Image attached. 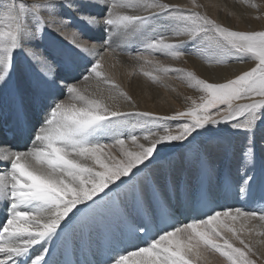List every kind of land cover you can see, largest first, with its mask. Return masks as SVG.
<instances>
[{
    "label": "snow or ice",
    "instance_id": "obj_1",
    "mask_svg": "<svg viewBox=\"0 0 264 264\" xmlns=\"http://www.w3.org/2000/svg\"><path fill=\"white\" fill-rule=\"evenodd\" d=\"M90 2L106 9L102 17L86 14L77 0H43L33 6L31 14L21 4L22 22L15 11V0L5 12L4 18L15 23V31L0 32V113L5 108L11 110L17 123H28L31 131L30 146L14 150L0 173L4 213L0 219V264H81L79 260L57 258V245L61 243L64 249L70 246L73 255L83 249L91 251L94 231L97 237L100 235L97 222L103 220H107L105 227L113 237V229H127V245L110 246L103 262L85 260L83 264H200L209 253H218L226 264H257L255 245L264 246V208H213L173 224L166 218L180 209L167 202L158 214L153 212L150 222L131 221L122 209L129 199L137 209L142 206L145 186L136 180L138 174L149 169L162 152L190 146L195 140L193 133H211L212 126L232 121H237L232 124L234 129L252 132L258 123H264V31L232 30L206 15L185 11L164 0ZM62 8L76 13L79 21L90 28L102 25L109 51L118 33H143L154 31V25L160 27L158 37H148L135 51L137 61L150 63L148 57L157 53L179 58L188 54L186 44L197 48L212 33L232 52L250 54L255 63L223 83L206 82L187 73L194 81L189 87L206 94L194 109L164 116L146 111L124 113L111 108L103 96H90L79 87L93 76L99 78L98 83L108 84L109 80L102 77L100 60H87L82 66L76 63L75 57L83 60L88 45L95 41L74 27L69 17L60 15ZM49 27L71 34L70 51L54 55L39 44L27 43L42 40ZM17 54L30 68L22 82L14 81ZM160 71L179 69L165 67ZM73 73L79 75L74 77ZM110 89L131 101L115 83ZM109 99H114L111 92ZM237 100L244 103L234 106ZM29 107L40 109L35 113L36 124L28 118ZM126 115L144 118L135 125L146 129L142 136L129 133L125 137L112 127ZM241 116L244 122L238 121ZM174 120L179 121L174 133L168 126H163L162 134L154 130L162 126L160 122ZM104 136L111 142L102 140ZM117 147L118 154L113 151ZM200 167L206 171L203 160ZM225 194L245 202L258 194L264 201V178L258 181L256 175L245 173ZM199 196L207 199L209 192L201 190ZM150 225L155 230L151 236ZM253 232L262 239L244 238L245 233Z\"/></svg>",
    "mask_w": 264,
    "mask_h": 264
},
{
    "label": "bare ground",
    "instance_id": "obj_2",
    "mask_svg": "<svg viewBox=\"0 0 264 264\" xmlns=\"http://www.w3.org/2000/svg\"><path fill=\"white\" fill-rule=\"evenodd\" d=\"M173 5L179 7L180 9L189 7L190 4L186 0H167ZM77 2L82 6V9L86 14L90 16L102 17L103 10L99 4H93L90 0H77ZM121 2V1H120ZM129 2V1H128ZM43 3V0H15V11L21 17V22L23 20V13L21 12V4L25 5L24 11L31 14L35 9L34 5ZM13 4V0H7L6 2H0V32L8 33L9 31H15V23L11 20L5 19V12L8 7ZM60 15L69 17L72 20L74 27H79L81 32L86 35V38H91L95 41V44H89V51L84 53V59L81 60L79 57H75L76 63L80 66L86 63L87 60L95 59L101 61V74L102 77H106V73H110L119 83H115L113 80H109L108 84L100 81L96 77H92L89 81H82L79 87L86 91L90 96H103L106 103L115 110L122 111L124 113H135V112H150L156 115H167L166 108L169 104V98L165 97V92L172 88V86H177L176 81H172L168 77V73L160 71L162 67H159L155 61H159V65H163V68L167 67L172 60L179 61L182 64L179 71H176V75H187V68H192L193 71L198 68L197 57L192 56V52L185 50L188 54L181 56L179 58H174L169 54L167 55L155 54L152 57H148L153 63H145L144 61H137L134 59V53L131 48L133 44L137 43L139 39L138 34L143 36L141 40H146L148 37H158L162 30L160 27L154 25L155 30H146L143 33L140 32H128L117 34L114 38V42L111 45V51L105 47V29L102 25L95 28H90L87 25H83L76 13L70 12L67 9H61ZM157 29L159 32H157ZM30 45L39 44L45 50L52 47L58 48L60 52L70 51L68 46L72 45L73 39L71 34H65L58 31L56 28L49 27L40 41H28ZM128 47H127V46ZM186 46H190L187 45ZM136 48V47H135ZM138 48V47H137ZM52 51V50H51ZM50 51V52H51ZM0 52H3V47H0ZM131 52V55H130ZM199 52V51H198ZM99 53V54H97ZM195 56H197L195 54ZM199 56V55H198ZM16 61V73L14 75V81H23L25 76L30 73L29 63L26 62L25 58L21 54H17L15 57ZM228 64V63H227ZM229 67H236L238 70L244 69V66L237 64H230ZM223 70V69H222ZM147 73V75H145ZM156 75L154 85L152 87L154 94L152 96L163 102L162 107L158 104L153 106L148 105L144 101V97L133 96L134 82L143 87L138 82L147 84L145 78L152 79V75ZM74 77L78 76L79 73H73ZM135 76V77H134ZM213 83H223L220 80H210ZM111 83H115L120 91L125 92L131 101L125 100L123 97L119 96V93L115 91L116 95L114 99H109V94L107 89ZM67 96V94H65ZM244 103V101H234L233 105ZM31 104V101H29ZM180 105V104H179ZM181 106V105H180ZM177 108V107H176ZM40 111L39 108L33 110L29 107L28 118L31 124H36L38 118L36 112ZM42 114V113H41ZM144 118L135 115H126L119 118V120L112 125L113 128L118 129V134L125 137L131 134L143 135L146 129L141 128L137 125L138 121H142ZM161 127L157 130L159 133L164 132L163 126L171 127L178 124L179 121H162ZM264 123H259L255 127V131H258L259 126ZM175 127H173V133L175 132ZM31 128L28 123L21 121L18 124L13 112L5 108L2 113H0V173L5 170V166L9 164L8 157H11L12 152L16 149H24L26 144H28V137L30 135ZM7 134H12V139L7 138ZM203 134V135H202ZM202 134L195 136V140L190 146L184 148L171 149L169 152H162L156 161L150 165L149 169L138 174L136 180H139L142 185L145 186V198H144V215L142 214L140 208L137 209L131 202V200L124 201L123 211L127 214L131 221H139L145 218V222H150L153 212L159 213L160 209L167 202H172L173 204L180 205L181 209L189 210L188 208L192 206H197L203 214L211 211L213 208H227L229 206L242 207L246 210H252L245 206L244 201H240L236 197L225 194L226 189H230L234 186L240 178L245 174H254L259 181L264 178V145H257L253 142H239L240 146L246 150L254 144L255 148L253 152L244 153L239 147L232 144L225 146L226 139L231 136V131H220L215 132L212 130L211 133L202 132ZM198 142H195L196 139ZM258 141V138H256ZM102 140L111 142L108 136L102 137ZM129 144L131 141L129 140ZM248 145V146H247ZM30 146V144H28ZM127 148V145H125ZM182 153L179 154V151ZM114 153L119 152V147L113 150ZM261 154L259 156L257 154ZM196 155L200 158L197 161ZM203 160L206 164V171H202L200 167V161ZM263 169V170H262ZM148 174V176H145ZM157 177V178H156ZM154 178L155 181H154ZM154 184V185H153ZM166 186H171L170 189ZM201 190H206L209 192L207 199L201 200L199 193ZM122 191H124L122 189ZM157 193L160 198L155 197ZM115 195V194H114ZM123 199V198H122ZM161 199V200H159ZM247 204V203H246ZM249 205V204H248ZM171 207H176L172 205ZM196 207V208H197ZM263 208V207H262ZM194 210V209H193ZM191 210V218L195 216V213ZM145 213L147 215H145ZM2 205H0V219L3 218ZM105 218L107 219V213L105 212ZM169 224H172L168 217L166 218ZM107 220L98 221L96 225V231L100 233L99 237L96 236L94 231L95 243L92 245V250L83 249L77 251L73 255L72 249L69 246L67 249L62 247L61 243H58L57 258L67 259V260H79L81 264L85 260H96L98 262H103L106 258L107 252L112 245H127L128 242V232L126 228H121L120 230L113 229V234H111L105 227ZM239 222H236L237 226ZM240 225V224H239ZM258 228L259 225L257 224ZM155 230L149 227V235H154ZM253 233L250 235L245 233L244 238L246 240L251 239ZM259 236L257 235V239ZM139 243V241H137ZM238 245V242H235ZM99 246V250L97 248ZM256 248L258 249V256L261 264L264 263V246L256 243ZM212 257V258H210ZM224 261V260H223ZM222 261V257L216 253H209L206 257L202 258L200 264H226ZM259 263V264H260Z\"/></svg>",
    "mask_w": 264,
    "mask_h": 264
},
{
    "label": "rangeland",
    "instance_id": "obj_3",
    "mask_svg": "<svg viewBox=\"0 0 264 264\" xmlns=\"http://www.w3.org/2000/svg\"><path fill=\"white\" fill-rule=\"evenodd\" d=\"M6 1L7 0H0V2L2 3ZM186 1H188L190 6L189 7L187 6L186 8H184L185 11L194 12V13L198 12L202 15H206L207 17L215 20L217 23L221 24L222 26H226L232 30L264 31V0H186ZM116 2L118 4L119 3H131V2H136V0H116ZM164 2L172 4L168 2L167 0H164ZM101 7L104 8L102 5ZM105 10L106 9L103 10V14ZM159 30H162V29L160 28ZM159 30L157 29V32H159ZM118 34L121 35L122 33H118ZM138 37L143 38V36H140L139 34H138ZM141 38H137L139 39L138 44L137 43L133 44L134 46L131 48L134 54H135V51L141 49V44L144 41V40H141ZM185 50L192 52V56L194 57V59L195 57H197V59L195 60L197 61V63H199L198 65L199 66L201 65L200 66L201 69L196 68L193 71V69L190 67L186 69L187 72L193 73L194 76H196L199 79H204L206 82H209L210 80H220L222 82H226L227 80L233 79L235 76L241 74L243 71L249 70L252 66H254V63H255L254 60L251 58L250 54L232 52L230 49L226 48L222 44V42H219L218 38H216L215 35L212 33L208 35V37L201 43L199 47L192 48L191 46L185 45ZM48 52L54 55L60 53L59 49L54 48V47L50 48ZM195 54L197 56H195ZM167 56L169 58V55ZM230 64L232 65L237 64L241 66L245 65V68L238 70V68L236 67H229ZM154 65H157L163 68V65H159V64H154ZM181 67H182V64L176 60H172L168 65V68H172V69H177ZM106 77L108 78V80H113V81L116 80L110 73H106ZM152 77H156V75L154 74L152 75ZM168 77L172 81H176L177 86H172L171 89L165 92V97L169 98L168 100L169 104L167 105V108H166L167 115H174L176 112H179V111H187L189 109H194L201 103L200 97L202 95H206L204 93H200L199 90L194 87H189V83H194V81H190L188 79V76L185 74L177 76L176 71H171L168 73ZM145 80L147 82L146 85L144 83L138 82L141 85H143V87H140L134 82L133 96L135 97L143 96L145 103H147L148 105L153 106L155 104H158L160 107H162L163 102L161 100L155 99L152 96V94H154L153 89H152L154 85V80L148 79V78H145ZM115 83H119V81H115ZM106 91L108 94H110L111 92V95L113 97L116 95L115 91H112L110 89V86ZM213 116L215 118V113H213ZM184 119L190 120L191 118L185 117ZM238 121L244 122V117L243 116L238 117ZM236 122L237 121H232L230 123H220L218 125L212 126L213 127L212 130H214L216 133L220 131H227V130L231 131V136L226 139L225 146L232 144L234 146L239 147L244 153H246L248 152V150L242 148L239 142L247 143L249 141L250 142L254 141L257 145H264V125L263 124L259 126L258 131H255L254 129L252 132H248L243 129L241 130L234 129L232 127V124ZM176 125L177 124H175L174 126ZM174 126L171 123L172 129ZM256 138H258V141ZM197 140L199 141V139L197 138L195 142H198ZM254 148L255 146L254 144H252L251 149L254 150ZM260 148H264V147H260ZM182 150L183 149L179 151V154L182 153ZM257 154L261 156V154H259L258 152ZM199 159L200 158L196 155V159H194V161H197ZM145 176H148V174H146ZM156 178H154V181ZM166 188L170 189L171 186H166ZM257 193H258V188H257ZM155 197L160 198V195L157 193V191H156ZM168 204L171 206L176 205V207H172V208L180 209V211L176 213L174 216L168 217V219L170 220L172 224L191 218L190 216L191 211L189 210L185 211L181 209L180 205H177L176 203L173 204L172 202H168ZM245 206H247L248 208L252 210L259 211L262 209V207L264 208V201H261L257 194L255 199L246 201ZM143 207H144V203L140 207V210L142 214L144 215ZM196 207L197 206H192L188 209H191V210L194 209L193 212L195 213V216L204 215L203 212H201L200 209ZM145 215L147 214L145 213ZM143 220L145 221V218H143ZM237 226L238 228L240 227L239 224H237ZM251 238L253 241H260L262 239L261 237L257 239V235L255 232H253V236ZM213 256H216V253H213ZM253 259H257V258L254 257ZM259 259H257V264L260 263L258 262ZM222 261H223V258H222ZM223 262L226 263V261H223Z\"/></svg>",
    "mask_w": 264,
    "mask_h": 264
}]
</instances>
